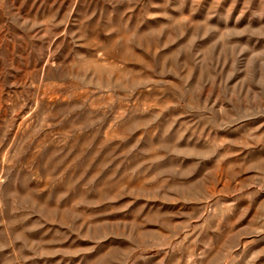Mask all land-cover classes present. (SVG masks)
<instances>
[{"label": "rangeland", "instance_id": "1", "mask_svg": "<svg viewBox=\"0 0 264 264\" xmlns=\"http://www.w3.org/2000/svg\"><path fill=\"white\" fill-rule=\"evenodd\" d=\"M0 264H264V0H0Z\"/></svg>", "mask_w": 264, "mask_h": 264}]
</instances>
